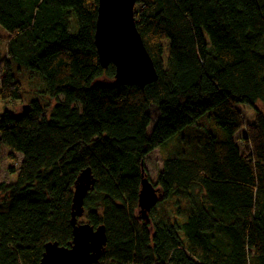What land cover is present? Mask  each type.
Wrapping results in <instances>:
<instances>
[{
  "label": "trees",
  "instance_id": "16d2710c",
  "mask_svg": "<svg viewBox=\"0 0 264 264\" xmlns=\"http://www.w3.org/2000/svg\"><path fill=\"white\" fill-rule=\"evenodd\" d=\"M97 6L0 0V100L22 99V73L56 101L0 113V150L21 156L14 180L0 182V264H38L46 243L69 246L74 183L87 167L84 221L106 233L92 264H264V0H136L157 74L142 88L101 66ZM154 149L162 195L143 218Z\"/></svg>",
  "mask_w": 264,
  "mask_h": 264
},
{
  "label": "water",
  "instance_id": "95a60500",
  "mask_svg": "<svg viewBox=\"0 0 264 264\" xmlns=\"http://www.w3.org/2000/svg\"><path fill=\"white\" fill-rule=\"evenodd\" d=\"M135 4L136 0H98L94 43L101 66L105 68L109 63L115 66L116 84L142 88L154 82L157 74L136 27ZM93 184V175L87 167L74 183L71 243L69 246L59 245L56 241L46 243L38 264H92L100 259L106 243L104 226L94 228L88 222L78 221L84 214V197ZM161 195L142 171L138 194L141 217L147 216Z\"/></svg>",
  "mask_w": 264,
  "mask_h": 264
},
{
  "label": "rangeland",
  "instance_id": "374dc122",
  "mask_svg": "<svg viewBox=\"0 0 264 264\" xmlns=\"http://www.w3.org/2000/svg\"><path fill=\"white\" fill-rule=\"evenodd\" d=\"M7 37H8L7 31L0 26V57L6 55ZM18 77L19 79L21 78V80L26 83V84L23 83V91H24L23 97L21 100H16V101L0 100V113H2L6 109L9 111H13V112H19L28 103L27 100L33 99V98H39V100L42 103H46L48 105L49 104L51 105L52 102L53 104L56 102L55 100L53 101L52 98L50 99L48 96H44L43 94L40 93V91H42L41 85L35 79L34 80L31 79V81H28L26 80V77L22 73L20 75L18 73ZM259 106L261 107L260 104ZM240 107L241 109H243L244 120L251 121L255 115L254 110L248 105H241ZM156 115H157V112L152 107L150 110V116L152 120L155 119ZM214 127L217 131L219 130L220 132H223V130L220 129L219 127L217 126H214ZM178 136L179 134L175 135L174 138H177ZM8 153H9L8 149H6L5 147L1 148L0 150V182H5V183H9L14 180L15 175L10 174V166L17 168L19 164V160L21 158L20 155H16L17 159L15 158L14 160H10V158H7ZM160 153H161L160 149H154L146 157L145 167L147 170V175L153 185L154 183H156L157 173L162 165ZM1 198H2V195H0V199ZM161 204H163L162 201H159L156 206L160 207ZM83 215L81 217H78L79 222H85Z\"/></svg>",
  "mask_w": 264,
  "mask_h": 264
}]
</instances>
